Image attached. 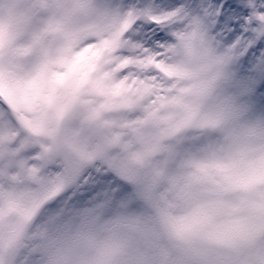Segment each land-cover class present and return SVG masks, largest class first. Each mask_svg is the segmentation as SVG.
Here are the masks:
<instances>
[{"label":"snow or ice","instance_id":"snow-or-ice-1","mask_svg":"<svg viewBox=\"0 0 264 264\" xmlns=\"http://www.w3.org/2000/svg\"><path fill=\"white\" fill-rule=\"evenodd\" d=\"M101 217L138 264H264V0L0 19V264H46Z\"/></svg>","mask_w":264,"mask_h":264},{"label":"clouds","instance_id":"clouds-1","mask_svg":"<svg viewBox=\"0 0 264 264\" xmlns=\"http://www.w3.org/2000/svg\"><path fill=\"white\" fill-rule=\"evenodd\" d=\"M22 10L23 0H0V19L5 22ZM110 220L101 217L94 222L75 221L51 251L46 264H138L141 246L137 238Z\"/></svg>","mask_w":264,"mask_h":264},{"label":"rangeland","instance_id":"rangeland-1","mask_svg":"<svg viewBox=\"0 0 264 264\" xmlns=\"http://www.w3.org/2000/svg\"><path fill=\"white\" fill-rule=\"evenodd\" d=\"M68 126H69V128L73 127L71 124H69Z\"/></svg>","mask_w":264,"mask_h":264}]
</instances>
